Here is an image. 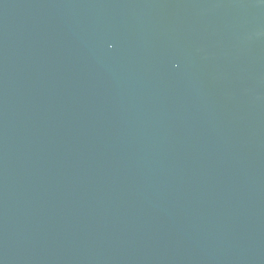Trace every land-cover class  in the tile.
<instances>
[{"label": "water", "instance_id": "95a60500", "mask_svg": "<svg viewBox=\"0 0 264 264\" xmlns=\"http://www.w3.org/2000/svg\"><path fill=\"white\" fill-rule=\"evenodd\" d=\"M0 264H264V0H0Z\"/></svg>", "mask_w": 264, "mask_h": 264}]
</instances>
